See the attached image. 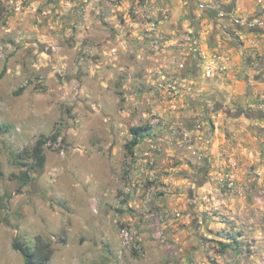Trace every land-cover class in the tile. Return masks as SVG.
<instances>
[{
    "label": "rangeland",
    "instance_id": "obj_1",
    "mask_svg": "<svg viewBox=\"0 0 264 264\" xmlns=\"http://www.w3.org/2000/svg\"><path fill=\"white\" fill-rule=\"evenodd\" d=\"M97 2L0 0V264H25L12 242L19 237L32 246L37 235L52 242L50 264H264V185L246 188L245 161L227 150L232 126L241 129L243 122H230L212 103L197 110L185 100L172 104L183 89L177 73L183 61L171 58L177 45L169 47L175 53L164 52L168 58L146 60L168 63L176 72L169 78L181 81L179 93L155 85L125 97L114 73L120 49L128 68L129 59L142 67L147 62L129 54L135 48L150 56L165 48L159 42L120 48L112 36L98 44L104 12ZM136 2L142 0H129L126 16L117 12L123 25L127 16L135 19ZM103 20L106 34L113 33ZM182 41L189 52L187 36ZM184 114L196 119L187 140L195 137L197 144L188 151L177 138L185 127L172 120ZM256 121L262 132L264 121ZM133 126L149 127L137 145L142 155L126 145ZM55 132L61 136L48 139L39 167L31 150L40 136ZM190 152L208 163L212 183L196 202L189 196L191 171L180 169ZM251 162L264 172V150ZM23 163L34 165L27 184L19 178ZM125 224L134 227L140 249L123 242Z\"/></svg>",
    "mask_w": 264,
    "mask_h": 264
},
{
    "label": "crops",
    "instance_id": "obj_2",
    "mask_svg": "<svg viewBox=\"0 0 264 264\" xmlns=\"http://www.w3.org/2000/svg\"><path fill=\"white\" fill-rule=\"evenodd\" d=\"M128 2L129 0H98L99 10L104 12V20L102 18L99 20L102 19L108 22L110 27H114L113 33L106 34V24H103L102 20L100 21L98 44H104L107 40H111L109 37L112 36L114 41L119 43L120 48H124L126 43H129V47L132 48L133 44H153L155 42L161 43L165 48L162 54L157 52V55L151 56L146 51L143 52L144 50L139 49L138 46L134 51L131 49L130 51L133 52L129 54H134L141 61H145L146 56H149V59H156V61L168 58L169 55H165L164 52H171L169 47L177 45V52L175 55H171V58L177 57V60L183 61L184 67L177 70L178 75L181 76L179 79L183 82V89L180 93V100L173 99L171 100L172 104L185 100V102L192 103L195 108L197 106L206 108L212 103L217 109H222L226 113L227 120L230 122H243L240 126L241 129L235 125L232 126L227 138V150L229 154H233L234 161L237 160V157L239 159L241 157V160L245 161L242 166L239 164L243 171L242 184L246 185V188L250 186L257 189L262 188L264 172L257 169L251 159L255 155L258 158L259 153L264 150V130L261 132L259 126H254L256 120L264 121V109H262L264 104V63H262L264 61V28H260L262 30L260 32L247 31L244 29H247L248 26L236 24L234 19L257 15L264 17V0H216L212 4L214 6L209 5L205 9L200 8L197 0H142V2L134 4L135 19L127 16V25H123L117 18V12L123 11V14L127 12V7L132 6ZM124 15L126 16V13ZM101 29L103 31L100 32ZM185 36L189 39L188 44L191 45L190 51L187 53H185V49L180 48ZM120 50L121 52H118L114 57V59L117 57V65H119L114 73L115 77L117 76L119 79V88L125 89L126 92L128 90L127 94H124L125 97H135V91L138 88L142 90L146 87L147 90L148 88L153 90L155 85L163 83L176 74L173 72V68L168 66V63L162 64L161 61L153 63L148 61V58L143 67L140 61L136 63L133 59H129L130 66L127 68L123 64L127 52H124V49ZM171 53L173 54L175 51ZM102 58L105 60L106 56L102 55ZM151 63L155 66L153 70ZM210 63L219 64L225 69L211 78L207 77L205 70ZM141 70L143 72L139 73L138 71ZM192 72L194 77L191 76ZM156 81L158 82L155 83ZM115 101L117 103L120 101L117 94ZM225 106L228 107L223 108ZM179 117V119L172 117L174 122L185 127V129L180 126L178 128L182 129V132L184 131V134L177 135L178 145L188 151L197 144L195 137L191 143L187 140L190 139L189 135L191 137L194 135L195 130L191 129H193L196 119L189 120L187 114ZM205 119L207 120L209 117ZM226 123L229 124L228 121ZM247 123L253 125L255 129H248L249 126L244 125ZM255 130L261 133L256 134ZM214 146L216 147L213 150L216 151L218 146L217 144ZM171 147H174V144ZM133 150L135 155H142L141 150L143 151L144 148L142 147L139 152L136 146ZM204 160L203 158L201 160V156L193 154L180 167L181 170L191 171L192 177L189 178H191L193 186H190L189 196L194 201L195 199L197 201L198 196L206 189L212 190V183L209 182L207 176L209 166ZM117 181L114 182V186L118 188L120 179ZM106 189L103 191L104 194L109 192L108 188ZM129 189L125 188V191H129ZM126 197L128 198L129 195L126 194ZM132 202L134 200L128 202L129 206L133 205ZM195 221L196 219L193 220V223ZM59 241L65 243L63 238H59ZM63 262L66 263V260L63 259Z\"/></svg>",
    "mask_w": 264,
    "mask_h": 264
},
{
    "label": "trees",
    "instance_id": "obj_3",
    "mask_svg": "<svg viewBox=\"0 0 264 264\" xmlns=\"http://www.w3.org/2000/svg\"><path fill=\"white\" fill-rule=\"evenodd\" d=\"M3 73L4 71L0 74V78L3 76ZM191 76L194 77L193 72ZM130 131L132 138L126 145L129 150L133 151V149L140 143L141 139L145 138L149 134V127L133 126ZM60 136V132L53 133L50 138H47L44 135L40 136L31 150V156L27 155V157L30 156L34 158L35 164L39 167H43L46 161L44 148L48 139L56 142L59 140ZM23 166L27 168L22 172L19 178L22 180L23 184H27L31 179L29 169L34 165L23 163ZM3 221L4 219H0V224ZM12 247L23 255L25 264H50L54 254L51 240L46 239L42 235H37L35 237L34 244L32 246L19 237H16L12 242Z\"/></svg>",
    "mask_w": 264,
    "mask_h": 264
},
{
    "label": "built area",
    "instance_id": "obj_4",
    "mask_svg": "<svg viewBox=\"0 0 264 264\" xmlns=\"http://www.w3.org/2000/svg\"><path fill=\"white\" fill-rule=\"evenodd\" d=\"M200 8L205 9L212 5L216 0H197ZM211 1V3H209ZM214 6V5H212ZM211 7V6H210ZM234 22L239 25H246L248 27H255V28H264V17L257 15L253 17L247 18H235ZM225 67H221L219 64L210 63L209 66L206 68L205 73L207 77H213L218 72L224 70ZM160 89H165L168 94L172 93H179L180 91V82L177 79H167L164 83H160L158 86ZM153 164V162H152ZM150 174L154 175L152 171ZM235 175L230 174L228 180L230 181V185L234 184ZM168 216V215H167ZM121 237L125 245L129 247H133L134 249H140V244L136 238V232L133 226H129L125 224L121 227L120 230Z\"/></svg>",
    "mask_w": 264,
    "mask_h": 264
},
{
    "label": "water",
    "instance_id": "obj_5",
    "mask_svg": "<svg viewBox=\"0 0 264 264\" xmlns=\"http://www.w3.org/2000/svg\"><path fill=\"white\" fill-rule=\"evenodd\" d=\"M244 30H247V31H255V32H260V31H262L260 28H247V29H244Z\"/></svg>",
    "mask_w": 264,
    "mask_h": 264
}]
</instances>
